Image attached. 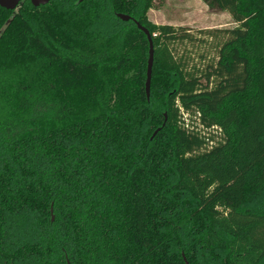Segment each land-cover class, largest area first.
Returning <instances> with one entry per match:
<instances>
[{"label":"trees","instance_id":"1","mask_svg":"<svg viewBox=\"0 0 264 264\" xmlns=\"http://www.w3.org/2000/svg\"><path fill=\"white\" fill-rule=\"evenodd\" d=\"M201 2L236 25L211 89L153 0L0 7V264H264V3ZM116 14L151 35L148 99V42ZM178 108L222 142L197 152Z\"/></svg>","mask_w":264,"mask_h":264},{"label":"rangeland","instance_id":"2","mask_svg":"<svg viewBox=\"0 0 264 264\" xmlns=\"http://www.w3.org/2000/svg\"><path fill=\"white\" fill-rule=\"evenodd\" d=\"M258 3H264V0H256ZM152 6L156 10L147 12L148 20L155 25H169L181 33L180 28L185 27L188 33V38L182 41H175L168 44L173 58L178 62L182 71L191 77H195L200 82L201 86L208 85V89L213 88L218 80L210 78L207 82L206 75L210 69L215 67L220 47L230 40L229 31L236 27L232 23L231 17L226 12L211 13L202 4L201 0H153ZM179 107L178 102H176ZM179 111L180 125L188 122H196L197 115L194 112L188 115ZM204 137H207L206 146L197 152L208 150L211 147L222 142V137L216 128H210L207 131H202ZM52 215V214H51ZM53 217V216H52ZM13 229L9 230L12 233L8 236L12 243H17L27 239V234L31 233L24 230L22 233H16Z\"/></svg>","mask_w":264,"mask_h":264},{"label":"water","instance_id":"3","mask_svg":"<svg viewBox=\"0 0 264 264\" xmlns=\"http://www.w3.org/2000/svg\"><path fill=\"white\" fill-rule=\"evenodd\" d=\"M22 0H0V7L8 10V11H16L17 8L19 7V4ZM81 1V0H80ZM30 4L33 7H39V6H44L50 2V0H29ZM116 17L120 19L123 22H132L136 28L142 32L146 40L148 42V56H147V63H146V74H145V82H144V90H145V95L146 98L148 99L149 97V87H150V80H151V70H152V63H153V45H152V40H151V35L148 32V30L140 25V23L132 18L129 15H122V14H116ZM164 123L166 122V114L164 113ZM163 123V125H164ZM160 129H157L152 137L159 131ZM185 264H188L186 261H184Z\"/></svg>","mask_w":264,"mask_h":264},{"label":"built area","instance_id":"4","mask_svg":"<svg viewBox=\"0 0 264 264\" xmlns=\"http://www.w3.org/2000/svg\"><path fill=\"white\" fill-rule=\"evenodd\" d=\"M196 122H192L191 125H188V122L185 121L184 129L187 132L199 134L200 136L204 137V133L202 131H207L208 129L205 128L199 121L198 116L195 117Z\"/></svg>","mask_w":264,"mask_h":264},{"label":"flooded vegetation","instance_id":"5","mask_svg":"<svg viewBox=\"0 0 264 264\" xmlns=\"http://www.w3.org/2000/svg\"><path fill=\"white\" fill-rule=\"evenodd\" d=\"M51 221H53V217L51 216ZM66 264H68V261H66Z\"/></svg>","mask_w":264,"mask_h":264}]
</instances>
